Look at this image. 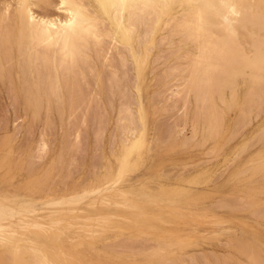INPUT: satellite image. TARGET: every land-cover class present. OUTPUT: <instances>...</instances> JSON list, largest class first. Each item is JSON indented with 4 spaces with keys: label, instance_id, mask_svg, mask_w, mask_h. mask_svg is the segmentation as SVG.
Instances as JSON below:
<instances>
[{
    "label": "rangeland",
    "instance_id": "1",
    "mask_svg": "<svg viewBox=\"0 0 264 264\" xmlns=\"http://www.w3.org/2000/svg\"><path fill=\"white\" fill-rule=\"evenodd\" d=\"M8 1L0 0L2 10ZM11 1L12 11L15 0ZM37 3L32 8L38 14H63L56 10L57 0L50 6ZM97 13L101 16L100 10ZM169 25L162 23L146 39L142 33L146 26L140 25L130 42V51L125 44H113L109 36L99 42V54L96 45L90 47L86 61L92 59L91 64L90 60L83 63V74H76L80 76L73 87L75 104L69 107L67 102L64 111L55 103L52 107L40 103L33 111L27 108L24 91L19 90L31 75L20 78L19 52L12 53L6 62L10 65L13 60L9 66L12 78L9 74H3L7 81L0 77V201L15 208L17 214L4 224L18 227L21 220L28 222L26 230H19L56 251L58 264H252L249 257L246 259L245 248L243 254L236 248V243L243 240L256 246L261 252L258 256L264 258V169L256 168L260 164L257 161H261L256 159L264 155V95L256 99V106L248 108L251 113H244L245 119L239 106L226 108L218 102L223 116L221 133L219 138L204 139L200 122L194 131L195 113L204 110L194 99L195 93L184 89L188 79L186 62L195 53L194 44H183L179 34L169 33ZM9 81L15 84L9 85ZM17 83L21 87H16ZM241 85L236 87L239 94L244 89ZM13 87L20 89L15 91ZM79 88L81 91H77ZM36 110L40 112L38 117L32 115ZM134 118L138 124L136 121L137 126L131 125L137 131L130 135L127 124L135 122ZM119 125L126 127L123 130ZM124 135L128 138L125 144L121 143ZM133 140L135 149L140 140L146 146L141 147L140 158L136 159L134 152L120 169L125 147ZM108 186L125 195L113 202L104 196ZM57 200L58 204L51 203ZM67 208L95 220L70 219L63 214ZM56 211L62 213L56 215ZM97 215L106 221L96 223ZM61 216L63 220L56 222L55 218ZM35 221L41 224L30 225ZM71 236L76 238L74 244L69 242ZM82 239L87 244H82ZM5 249L4 240L0 242V253Z\"/></svg>",
    "mask_w": 264,
    "mask_h": 264
},
{
    "label": "bare ground",
    "instance_id": "2",
    "mask_svg": "<svg viewBox=\"0 0 264 264\" xmlns=\"http://www.w3.org/2000/svg\"><path fill=\"white\" fill-rule=\"evenodd\" d=\"M10 1L3 4L4 6L6 5L5 7H3L4 8L3 10L1 9L2 6L0 8L3 11V12L0 11L1 12L0 13V73H2L0 74V77L2 78L3 74L6 75L9 74V72L11 74L12 71L10 70L9 66L12 65L13 60H11L12 63L10 61L11 64L8 65L9 60L12 58L11 56L14 55V52L17 51L15 54H18L19 52V54L21 55V57L19 55V57L21 58V59L19 58V60L21 61L18 60L20 62L18 63L16 60V62L22 68V72H21L22 74L19 73L20 78L24 79V76L26 75L27 76L31 75L32 77L28 76L30 81L28 79L29 85L28 82L27 85L25 84V87L27 86V88L21 87V84L19 86V83H17L18 86L16 87H21L22 89H26V92L25 90H22L20 88H19L20 90L16 87L13 88L17 89L15 91L19 90L21 93L23 91L25 92L22 93L25 94V97L23 96L24 98H26L25 104L27 105V108L29 109L31 108L32 111L35 110V108H38L37 106L40 103H44L45 106L46 103H48L47 107L48 105L52 107L53 105L52 103H55L58 106L60 104L61 107L59 106L58 109L60 110L62 108L63 111H64L63 108L66 106V104L69 103L68 104L69 107L75 104L73 98L76 99V97L73 96V89H74L73 87H76L74 86V83L76 82V79L79 78L78 76H80L76 74H78V72L80 73L83 72V68H82L83 63L88 62L90 60L89 64H91L92 59L89 60L87 59L86 61L87 53H90V49H91L90 47L96 45L98 46V47L95 46L97 50V48H100L99 44L102 43L101 41L103 37L109 36L112 39V40L110 39L111 42L112 41L114 42V43L112 42L113 44L115 45H117V43L125 44L128 50L130 51L132 49L130 46V42L134 40L133 38L135 33H137V30L139 29L138 27L140 25L143 26V24L146 26L145 31L144 29L142 30V33L144 32L143 34L144 36L142 35L144 39L149 37L159 26H161L162 23L163 25H165L166 23L167 24L170 23L169 26H171V28L168 29L170 31L169 33L179 34L180 38L182 39L180 41H182L183 44L187 42H189V44H194L195 53L193 52L191 54L192 57L191 55H189L190 56L189 57L190 60L188 58L189 63L186 62L188 64V69H187L188 79H186L185 81L186 87H184V89H187L186 90L187 93L188 92L190 93L192 92L193 94L195 93L194 99L196 100V102L198 101L201 104L202 106L201 110H204L201 112V114L195 113L196 114L195 117L197 118V124L195 125L196 129H194V131L197 130L198 122H200V124L203 126L200 129V131L203 130V132L201 131V133L204 134V135L202 134L203 138L204 137H207V139L211 137H213V139L214 138L216 139V137L219 138L223 123V116L220 107L218 106L219 103L223 104L226 108H231L232 106L234 107L239 106L240 107L239 113H242L243 118L245 119L244 113H246V111H248V113H251L249 111L252 110L249 109H251L252 105L256 106V101L259 100L260 97L264 95V0H57V3H55L56 10L57 9L61 10L63 14L56 16H48V15L46 16V14L44 15L42 13L38 14L39 12L36 13L33 10L34 8H32V6L34 5L35 7H37L38 5L37 2H41L49 5L52 3L53 0H37V1L15 0L14 3L15 7L12 8V11L10 10V8L13 2L11 1L12 4H10L9 3ZM97 10L101 11V16H97L98 15ZM171 30L173 32H171ZM163 36L166 37L167 35H163ZM169 36L168 39L171 38V36L173 35H171L170 37ZM138 43L136 44V47H138L137 46ZM178 49L176 51H178ZM99 51L97 52V54H99ZM143 54L144 53H142V55ZM88 57H90V55H88ZM134 58H137V55ZM142 59H144V57ZM180 59H184V57ZM138 62H140V59ZM138 66L139 65H137V67ZM186 67L187 66H185V68ZM5 71L7 72L5 73ZM101 73L100 76L102 75ZM111 73L113 74V72ZM183 73H181V75H183ZM10 74L8 76L11 79L12 75L10 76ZM15 74L17 75L18 73ZM17 76L16 79H19L17 78ZM83 76L85 78V75ZM101 77H99V79H101ZM3 78H5L7 81L8 77L6 78L3 76ZM25 80H23L24 83H26L27 81ZM1 81L4 82L3 79ZM12 83L13 82L9 81V85L11 84L12 86ZM20 83H22L21 79H20ZM116 83L117 82L115 81V84ZM240 83L244 85V89L239 94L237 92L238 89L236 90V87L237 85L238 86L241 85ZM14 89L12 90L14 91ZM226 90H228L227 92L229 93L228 99L225 96ZM77 91H81L80 88ZM156 93H158V91ZM81 96L83 97V95ZM14 98L15 97H13V99ZM75 108H77V106ZM253 108L257 109L256 107ZM87 110L85 109V111ZM125 110L126 109H124V113L126 112ZM37 111L38 110H36L35 112ZM38 113L40 112L33 113L32 115L35 114L34 116L38 117ZM119 114H121V112ZM129 115H131V113H129ZM240 116L242 115L240 114ZM140 117L142 118L141 115ZM181 119H183V117H181ZM132 121L133 120L129 121V124H127L125 121L127 127L130 128L129 130L132 131L131 134L129 133L130 135H133V133L137 131V129L133 127V125L134 126L136 125L137 120L135 119V122ZM241 121H243V119ZM131 123L134 124L131 125ZM119 126L120 128H122L121 127L122 125ZM234 126L236 127L235 124ZM123 127L125 129L126 126L124 125ZM235 129H237V127ZM126 131L128 132L127 128L125 132ZM120 132L123 131L120 130ZM263 132H264V128L262 129V134H264ZM262 134L260 129L259 135ZM263 136L264 135H262V138H264ZM125 137L126 136L124 135L123 140L121 139L122 141L121 143L123 144H125V142L128 139L127 137L125 139ZM134 141L135 140L130 141L126 145L125 153L120 159V164H119L120 169L124 166L126 159L134 152L136 159L140 158L141 150H142L141 147L143 148L144 146H146L145 144H143V140L142 141L140 140V142H138L139 145L138 149H135L136 144ZM64 143H66V141ZM41 144L43 145L42 142ZM259 156L258 157L260 159H256V160H261V161H257L258 163L260 162V164H258L256 168L258 167L257 169H264V155L263 156L259 155ZM107 183L108 182H105V184ZM105 190H106V194L104 196L112 199L113 202H116L114 201V198H117V196L125 195V192H123L122 190L119 191L118 188L108 186L105 187ZM51 203L58 204L59 201L58 200L52 201ZM244 203L245 202H243V204ZM261 211L263 210L261 209ZM57 212L58 211H56V215L58 213L60 214L61 211H59L58 213ZM76 213L77 210L70 208H67V210L63 212V214L68 215V217L73 220L78 219L79 217L80 218L84 217L83 215L79 216V214L77 213L78 214L77 215ZM15 214H17L15 208H13L11 205H6V203L0 201V242H3L4 240L6 241V249L2 253H0V264H14L15 261H20V260L26 261L27 264H58L57 261L60 260V256L56 251H52L53 250L52 248L39 243L36 238L28 235L24 231L19 230V229L26 230V227L29 225L28 222L21 220L20 221L21 225L19 224L18 227L12 226L11 224L10 225L4 224V220H6L7 218L14 217ZM63 216H61L62 218H58V217L55 218L56 222L62 221ZM97 216L98 219L96 218V223L105 220L104 218H101L102 215L101 216L97 215ZM84 218L87 219L88 221H91L92 219L95 220V218H93L92 216H88V217L86 216ZM76 223L77 225H80V223L79 224L78 222ZM40 224L41 222L35 221L30 225H40ZM58 229L61 230V228ZM71 237L69 238L70 240L69 242L71 244H74L76 242V238L74 237L71 238ZM85 241L82 239L81 243L87 244V242ZM241 242H237L238 244L236 243V246H239L236 248L237 249L239 248L240 250L238 251H240L241 253L244 252L242 251V248L243 250L245 248V252L246 251L248 252V254H246L247 260L249 257L248 261H250L251 259V263L254 262L258 264H261L262 260L264 261V258L262 259V256L261 257L258 256L261 255L259 254L261 252L258 248H256V246L254 248V246L250 242H249L250 244H248L244 240L242 242L243 244Z\"/></svg>",
    "mask_w": 264,
    "mask_h": 264
}]
</instances>
